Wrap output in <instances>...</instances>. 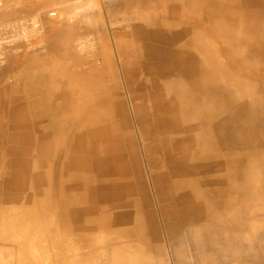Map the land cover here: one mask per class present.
<instances>
[{
	"label": "bare ground",
	"instance_id": "obj_1",
	"mask_svg": "<svg viewBox=\"0 0 264 264\" xmlns=\"http://www.w3.org/2000/svg\"><path fill=\"white\" fill-rule=\"evenodd\" d=\"M93 1L99 5L109 0ZM26 4L25 9L30 10ZM138 4L152 15L150 19L112 46L103 37L101 48L91 56L79 57L77 53L95 46L90 40L74 44L81 27L80 32L67 20L66 27L44 21L41 30L48 34H39L43 44L28 45L24 55L10 61L16 67L36 68L61 59V79L55 83L58 90L51 95L61 120L53 121L43 112L41 95L34 90H29L28 105L20 98L7 102L0 90V189L5 185L9 190L22 182L38 188L35 193L28 192L25 200L0 194V206L21 201L35 206L39 197L44 198L43 203L50 205L42 217L49 232L54 229L52 223L69 218L68 211L56 213L52 208L56 194L66 190L74 192L81 204L92 201L96 218L104 213L113 216L110 228L125 226L126 233L145 229L153 243L161 226L167 232L185 228L176 214L191 217L186 218L188 228L209 224L206 204L195 190L210 200L216 214H222L227 208L223 202L227 191L239 179L242 153L264 152V101L230 102L222 83L227 65L235 70L232 77L236 82L253 81L264 88V69L256 64L257 59H264V11L245 12L264 9V1L244 0L242 5L239 0H139ZM32 9L34 6L30 13ZM16 16L7 15V19ZM39 27L34 23L25 31L34 34ZM236 46L245 50L243 55L234 51ZM7 66L0 68V83L11 71L12 64ZM53 126L61 128L60 133L49 132ZM19 143L26 146L18 149ZM54 156L57 170L77 175L71 186L60 183L45 164ZM102 228L90 226L84 231L94 233ZM250 231H257V226ZM185 237L170 254L176 264H193L191 252L199 255V248L211 236L199 229H186ZM109 243L113 254H121L116 264H145L149 260L145 249L129 239L115 238ZM216 243L211 250H217ZM11 248L12 244L1 238L0 250Z\"/></svg>",
	"mask_w": 264,
	"mask_h": 264
},
{
	"label": "rangeland",
	"instance_id": "obj_2",
	"mask_svg": "<svg viewBox=\"0 0 264 264\" xmlns=\"http://www.w3.org/2000/svg\"><path fill=\"white\" fill-rule=\"evenodd\" d=\"M2 1H4L6 5L9 4L6 6L8 8L5 9L2 7L4 4ZM2 1H0V16L3 15L0 17V68L6 67L8 64L7 67H9L12 64V66H10L11 71L9 70V73L5 74L3 77L4 82L0 83V90L4 93V99L10 102L12 98H20L21 100H25V104L28 105V101L31 98V96L29 97V90H34L35 94L39 93L41 95L42 99L39 102V106L42 108L43 112L50 115L52 120L56 122L61 120V117H59V109L55 108L52 104L51 95L54 90H58L55 83L56 79H61V59L55 58L53 62L45 63L44 65L39 64L36 68H32L29 65L16 67V65L13 66L14 62H10L12 57L24 55V52L32 43H41L42 41L43 44V40L39 41V39H42L43 36H47L46 34H48V32L43 29L41 30L44 26L41 22L45 21L44 23H46V21H48L51 23L52 21L51 24L60 23L59 25L61 27H66L70 22L71 24L73 23L72 25L76 26L80 32L82 30V33L88 29L87 35H85L86 32H84V34L81 33L82 37L84 35L86 37L82 38L80 34V38L77 37L74 41V44H76L77 41L79 43H85L89 40V43H91V41L92 43L94 42L95 46L92 45V49L90 48V51L88 50L89 52L82 53L77 50L79 57H82L91 56L97 49H100L104 43L103 37L108 38L111 46L116 42H122L124 36L133 33L135 27L141 25V23L143 24L147 19H150L148 17L152 16L146 10L140 9L141 7L138 4L139 0H109L99 5L93 0L90 1L92 3L88 2L89 0H30L31 2L29 1V3L31 4L28 3V0L27 4L26 2L24 3V0H11L10 3H7L8 0ZM16 1L21 2V6L18 2L16 3ZM239 1L243 5L244 0ZM40 2L43 4L40 5ZM25 4L30 5L31 8L34 6L31 13V8L30 10L25 9ZM89 6L92 11L88 8ZM97 6H102V9H98ZM35 7H37V9H35ZM69 10L72 12L70 13ZM252 11L255 14L259 13V11H264V9L250 8V10L245 12L252 13ZM6 14H17V16L12 19H7ZM19 19H21V22ZM66 20L69 22L67 23ZM33 22L38 23V25L40 24L41 27L38 28L40 30L37 29L38 31L34 30V34L33 30H28L29 34L25 29H30L31 27H28L34 24ZM21 23L23 25H21ZM96 25L100 26L98 27ZM80 27L82 28L81 30ZM39 34L42 36L41 38ZM15 47L17 48L15 49ZM234 51L240 55H243L245 52L243 48L237 46ZM32 52L30 51V54H32ZM43 54H45V52ZM115 60L117 61L116 57ZM222 61H224V59H222ZM256 64L264 69L263 58L257 59ZM224 67L227 76L226 78L223 77L222 83L224 81V90L230 102L244 104L252 98L259 102L264 101V88L257 86L253 81L249 83L236 82L232 77L235 70L227 65H224ZM34 71L37 72L34 74ZM47 78L48 80H46ZM45 96L47 98H45ZM225 112H227V110ZM60 129L59 127L53 126L49 132L57 135L60 133ZM54 141L56 142V139H54ZM25 146L26 145L23 143H19L17 148L22 149V147ZM67 151L69 152V150ZM241 158L242 163L237 172V174H239V179L237 182H232L229 191H227L226 200H223L224 204H227V208L222 214H216L214 206L211 204L208 206V202L202 199L203 202H206V216L211 219L209 224H201L188 228L186 221L191 219V217L183 214H176L179 223L183 224L185 228L181 226L177 228V230L170 231V233L164 231L163 226H161L162 229L159 237L154 238L157 241L155 243L151 240L150 232L145 229H134V232L126 233L124 230L125 226L110 228L109 223L112 221L113 216L104 213L102 217L96 218L93 213V202L89 201L88 203L81 204L77 201L74 192L69 190H66V193L62 195L61 192H59V194L54 193V196L56 194V199L52 202L57 200V203L52 204V208L56 209V213H61L64 210L68 211L69 218H63L64 221L62 220L60 223H52L54 229L51 232H49L47 223H44L42 218L45 216V213L49 212L48 207L50 206L43 203V201H45L44 198L39 197L35 206L27 205L22 201L16 202L10 206L1 205L0 242L1 238H5L12 244V248L0 250V264H75V262H77L76 264L86 262V264H89V262H91L90 264H114L117 256L121 255L113 254L109 246V242L115 238L119 241L129 239L140 244L145 249L147 255L149 254V260L145 262V264H176L171 255L176 248L180 247V239L186 238V229L188 231L199 229L208 236H211L204 247L199 248L201 249L198 250L200 252L199 255L194 251L191 252V259L195 264H264V228H262L264 227V152H261L260 149L251 153L250 151L243 152ZM57 163L58 159L54 156L51 161L47 159L45 164L51 166L53 177H59L60 183L64 181L67 187L71 186L73 182H75L77 175L71 171H66L63 174L60 170L56 169ZM256 166L260 168H256ZM2 177L5 179V174H3ZM32 190L35 193L38 191V188L30 182H22L19 183L17 187L15 186V188L13 187L9 190L3 185L0 189V194L2 198L8 195L12 198L25 200L28 192H32ZM40 191H42V189ZM195 191L194 194L196 196L198 195L197 197L201 200L202 194H199L200 191H198V189ZM210 216L215 219L210 218ZM162 223L163 221H161V225H163ZM82 225H85V227L83 228ZM254 225L257 226V231L252 233L250 230ZM90 226L91 228H97L98 226L103 228L94 233H90L89 231L85 232L84 229H90ZM169 235L173 236L174 240H172ZM204 240L205 239L202 240V243ZM214 242H217V250H211L210 248L211 245H215ZM252 244L254 247L251 246ZM196 246L197 245L194 247ZM204 249L206 250L203 251Z\"/></svg>",
	"mask_w": 264,
	"mask_h": 264
},
{
	"label": "crops",
	"instance_id": "obj_3",
	"mask_svg": "<svg viewBox=\"0 0 264 264\" xmlns=\"http://www.w3.org/2000/svg\"><path fill=\"white\" fill-rule=\"evenodd\" d=\"M198 191H200V190H198ZM197 194V193H196ZM199 194H201V192H199ZM198 196V195H197ZM202 199H204V200H206L207 202H208V206L210 205V200H207V198H202V196H201V200ZM204 203H206V202H204ZM214 212V211H213ZM215 213V212H214ZM211 215H212V212H211ZM212 216H210V218H211ZM213 219H215L214 217H212Z\"/></svg>",
	"mask_w": 264,
	"mask_h": 264
}]
</instances>
